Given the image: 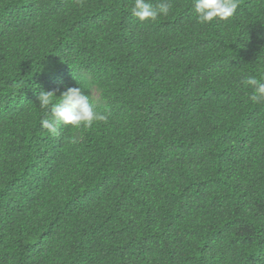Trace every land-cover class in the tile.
Wrapping results in <instances>:
<instances>
[{
	"label": "trees",
	"instance_id": "16d2710c",
	"mask_svg": "<svg viewBox=\"0 0 264 264\" xmlns=\"http://www.w3.org/2000/svg\"><path fill=\"white\" fill-rule=\"evenodd\" d=\"M169 2L0 0V264H264V0ZM70 87L107 120L52 135Z\"/></svg>",
	"mask_w": 264,
	"mask_h": 264
},
{
	"label": "clouds",
	"instance_id": "9594fccd",
	"mask_svg": "<svg viewBox=\"0 0 264 264\" xmlns=\"http://www.w3.org/2000/svg\"><path fill=\"white\" fill-rule=\"evenodd\" d=\"M170 7L169 0H158L155 6L150 0H131L130 13L141 22H156L159 17L168 15ZM193 7L197 22L206 24L214 19L232 18L239 7V0H194ZM244 83L252 88L248 97L252 103L264 102V82L249 76ZM37 99L40 108L50 113V116L41 120V126L52 135L58 132L57 122L73 128H87L96 121L107 120L104 114L96 110L90 96L81 87H70L59 97L52 91H40Z\"/></svg>",
	"mask_w": 264,
	"mask_h": 264
}]
</instances>
